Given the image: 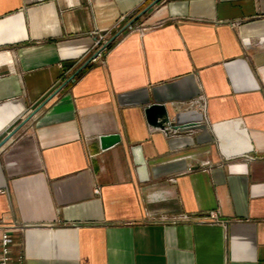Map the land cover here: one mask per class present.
Listing matches in <instances>:
<instances>
[{"label":"crops","instance_id":"obj_1","mask_svg":"<svg viewBox=\"0 0 264 264\" xmlns=\"http://www.w3.org/2000/svg\"><path fill=\"white\" fill-rule=\"evenodd\" d=\"M152 2L0 0L11 264H264V0Z\"/></svg>","mask_w":264,"mask_h":264},{"label":"water","instance_id":"obj_2","mask_svg":"<svg viewBox=\"0 0 264 264\" xmlns=\"http://www.w3.org/2000/svg\"><path fill=\"white\" fill-rule=\"evenodd\" d=\"M158 2V0H153V2L151 4H149L148 6L144 7L141 11H139V13L136 15V17L128 24L131 25L132 23H134L137 19H139V17H141V15H143L144 13H146L149 9H151L153 7V5H155ZM118 35V34H117ZM117 35H115L112 39H110V41H108L106 43L105 46H108V44H110V42L117 37ZM94 58V55L83 65L82 69L88 65L90 63V61ZM74 77V76H73ZM73 77H71V79H73ZM59 91V90H58ZM58 91H55L47 101H45L44 103H42L41 105H39L31 115H29L27 118H25L23 121H21L19 123V125H17L11 132H9L4 139H2L0 141V148L25 124L27 123L37 112H39V110L52 98L54 97ZM145 118L148 121V124L150 126L153 127H163V123H165L168 118H167V113H166V107L163 104H152L149 105L145 111ZM100 141V146L101 149H106L112 145H114L116 142L119 141V136L118 135H107V136H102L99 138Z\"/></svg>","mask_w":264,"mask_h":264},{"label":"built area","instance_id":"obj_3","mask_svg":"<svg viewBox=\"0 0 264 264\" xmlns=\"http://www.w3.org/2000/svg\"><path fill=\"white\" fill-rule=\"evenodd\" d=\"M100 41H104V36H99L95 42V57L92 61L101 58L103 52L105 51L104 48L100 46ZM12 244V237L6 231H2L0 235V264H11Z\"/></svg>","mask_w":264,"mask_h":264},{"label":"rangeland","instance_id":"obj_4","mask_svg":"<svg viewBox=\"0 0 264 264\" xmlns=\"http://www.w3.org/2000/svg\"><path fill=\"white\" fill-rule=\"evenodd\" d=\"M128 28H131V26L129 25V27ZM137 28V30H146V29H149V28H145V27H136ZM106 43H107V41H100V46L101 47H103L104 48V52H103V54H102V56L104 55V53L107 51V49H108V46H105L106 45ZM109 45V44H108ZM96 47V46H95ZM93 55H94V57H95V54L93 53ZM92 55V56H93ZM102 58V57H101ZM90 62H92V60L90 61ZM198 104H196L199 108H201L202 107V105H200L199 104V102H197ZM200 105V106H199ZM204 105V104H203ZM202 108H204V106L202 107ZM168 125H169V123H168ZM247 146H249V148L251 149V147H250V145H247Z\"/></svg>","mask_w":264,"mask_h":264}]
</instances>
